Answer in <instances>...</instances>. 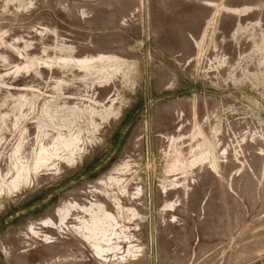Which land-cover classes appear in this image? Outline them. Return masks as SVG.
<instances>
[{
	"label": "rangeland",
	"instance_id": "374dc122",
	"mask_svg": "<svg viewBox=\"0 0 264 264\" xmlns=\"http://www.w3.org/2000/svg\"><path fill=\"white\" fill-rule=\"evenodd\" d=\"M264 259V0H0V264Z\"/></svg>",
	"mask_w": 264,
	"mask_h": 264
},
{
	"label": "built area",
	"instance_id": "2783aa9c",
	"mask_svg": "<svg viewBox=\"0 0 264 264\" xmlns=\"http://www.w3.org/2000/svg\"><path fill=\"white\" fill-rule=\"evenodd\" d=\"M250 264H264V259H261V260H258V261H255V262H252Z\"/></svg>",
	"mask_w": 264,
	"mask_h": 264
}]
</instances>
